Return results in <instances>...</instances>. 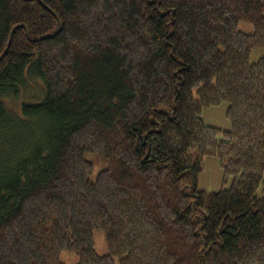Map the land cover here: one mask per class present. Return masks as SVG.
<instances>
[{"label":"trees","instance_id":"16d2710c","mask_svg":"<svg viewBox=\"0 0 264 264\" xmlns=\"http://www.w3.org/2000/svg\"><path fill=\"white\" fill-rule=\"evenodd\" d=\"M260 48L264 0H0V264H264Z\"/></svg>","mask_w":264,"mask_h":264},{"label":"rangeland","instance_id":"374dc122","mask_svg":"<svg viewBox=\"0 0 264 264\" xmlns=\"http://www.w3.org/2000/svg\"><path fill=\"white\" fill-rule=\"evenodd\" d=\"M238 30L251 34L253 29L250 23L240 22L237 26ZM264 56V48L255 49L251 52L249 62L256 63L258 59ZM228 105L223 103L216 107L207 108L202 111L201 119L206 126L215 127L220 130L228 131L230 128L229 121L225 117L226 109ZM85 159L93 165V173L89 177L91 181L95 180L98 172L107 168L108 163L105 159L94 153H86ZM222 170L219 161L215 157L206 156L202 159V172L198 176L197 188L207 193L219 191L221 188H228L230 186L231 179H228L226 184L222 182ZM264 181V173H263ZM263 187L261 186L257 195L261 196ZM94 250L98 256H104L107 254V248L104 240V236L101 233L93 232ZM60 261L63 264H77L78 259L76 256L69 252H62L60 255Z\"/></svg>","mask_w":264,"mask_h":264}]
</instances>
